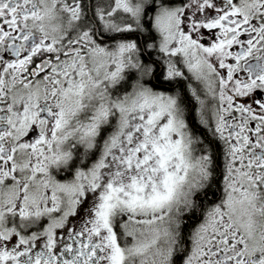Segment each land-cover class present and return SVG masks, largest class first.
I'll return each instance as SVG.
<instances>
[{
  "label": "snow or ice",
  "instance_id": "obj_1",
  "mask_svg": "<svg viewBox=\"0 0 264 264\" xmlns=\"http://www.w3.org/2000/svg\"><path fill=\"white\" fill-rule=\"evenodd\" d=\"M0 264H264V0H0Z\"/></svg>",
  "mask_w": 264,
  "mask_h": 264
}]
</instances>
